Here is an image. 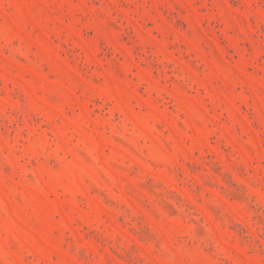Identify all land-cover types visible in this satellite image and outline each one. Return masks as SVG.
I'll return each instance as SVG.
<instances>
[{"label": "rangeland", "instance_id": "obj_1", "mask_svg": "<svg viewBox=\"0 0 264 264\" xmlns=\"http://www.w3.org/2000/svg\"><path fill=\"white\" fill-rule=\"evenodd\" d=\"M0 264H264V0H0Z\"/></svg>", "mask_w": 264, "mask_h": 264}]
</instances>
